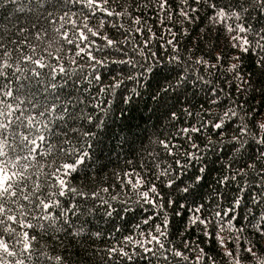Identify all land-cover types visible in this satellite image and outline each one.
<instances>
[{
  "label": "trees",
  "instance_id": "16d2710c",
  "mask_svg": "<svg viewBox=\"0 0 264 264\" xmlns=\"http://www.w3.org/2000/svg\"><path fill=\"white\" fill-rule=\"evenodd\" d=\"M0 169V264H264V3L0 0Z\"/></svg>",
  "mask_w": 264,
  "mask_h": 264
},
{
  "label": "snow or ice",
  "instance_id": "6c2138e0",
  "mask_svg": "<svg viewBox=\"0 0 264 264\" xmlns=\"http://www.w3.org/2000/svg\"><path fill=\"white\" fill-rule=\"evenodd\" d=\"M262 3H264V0H262ZM212 7L216 8L217 5H212ZM241 30L243 31L244 29L242 28ZM215 127L217 129H221V125L219 124L215 125ZM12 180H13V174L11 173V171L6 172L3 169H0V190L7 189L11 185Z\"/></svg>",
  "mask_w": 264,
  "mask_h": 264
}]
</instances>
